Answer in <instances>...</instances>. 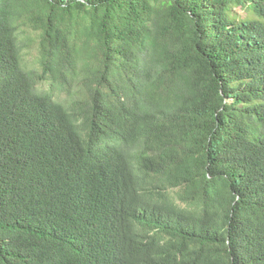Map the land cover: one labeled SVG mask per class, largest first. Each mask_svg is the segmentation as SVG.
<instances>
[{"label": "trees", "instance_id": "16d2710c", "mask_svg": "<svg viewBox=\"0 0 264 264\" xmlns=\"http://www.w3.org/2000/svg\"><path fill=\"white\" fill-rule=\"evenodd\" d=\"M0 264H264V0H0Z\"/></svg>", "mask_w": 264, "mask_h": 264}, {"label": "rangeland", "instance_id": "374dc122", "mask_svg": "<svg viewBox=\"0 0 264 264\" xmlns=\"http://www.w3.org/2000/svg\"><path fill=\"white\" fill-rule=\"evenodd\" d=\"M240 15H241V16H245V13L241 12Z\"/></svg>", "mask_w": 264, "mask_h": 264}]
</instances>
